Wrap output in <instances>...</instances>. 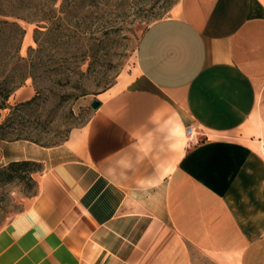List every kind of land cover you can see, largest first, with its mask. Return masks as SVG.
<instances>
[{
  "label": "crops",
  "instance_id": "0c3cea01",
  "mask_svg": "<svg viewBox=\"0 0 264 264\" xmlns=\"http://www.w3.org/2000/svg\"><path fill=\"white\" fill-rule=\"evenodd\" d=\"M100 101L62 144L1 151L44 171L0 264H264V0H181Z\"/></svg>",
  "mask_w": 264,
  "mask_h": 264
},
{
  "label": "rangeland",
  "instance_id": "374dc122",
  "mask_svg": "<svg viewBox=\"0 0 264 264\" xmlns=\"http://www.w3.org/2000/svg\"><path fill=\"white\" fill-rule=\"evenodd\" d=\"M180 1L59 0L52 7L47 0H32L38 8L21 10L27 19L8 18L26 34L21 39L14 28L0 51V60L8 62L0 81L13 88L7 108L0 109L5 135L0 156L5 146L56 147L86 125L93 102H101L102 93L135 73L146 30L172 16ZM51 10L55 21H42ZM38 164L37 171L23 173L24 179L0 183V231L36 195L44 171Z\"/></svg>",
  "mask_w": 264,
  "mask_h": 264
},
{
  "label": "trees",
  "instance_id": "16d2710c",
  "mask_svg": "<svg viewBox=\"0 0 264 264\" xmlns=\"http://www.w3.org/2000/svg\"><path fill=\"white\" fill-rule=\"evenodd\" d=\"M32 0H0V51L4 48L6 43L10 40L12 30L17 28L21 39L26 34V31L22 29L16 22H10L8 18H20L27 19L21 14V10L25 8H38L31 3ZM49 6H54L59 0H47ZM70 1V0H64ZM56 13L54 10L44 13L41 16L42 21L54 22ZM6 61L0 60V77L4 75V67H6ZM6 81H0V109L4 110L7 108L6 102L9 100L13 88L7 86ZM3 125H0V138L5 137L1 132ZM3 139V138H2ZM39 167L38 162L35 161H12L8 166L0 169V183H10L16 179H24L23 173L37 171Z\"/></svg>",
  "mask_w": 264,
  "mask_h": 264
},
{
  "label": "built area",
  "instance_id": "2783aa9c",
  "mask_svg": "<svg viewBox=\"0 0 264 264\" xmlns=\"http://www.w3.org/2000/svg\"><path fill=\"white\" fill-rule=\"evenodd\" d=\"M197 135L196 129L192 126L188 127L185 132V137L187 139L188 143H192L194 140V137ZM262 152L264 154V144L262 145Z\"/></svg>",
  "mask_w": 264,
  "mask_h": 264
},
{
  "label": "water",
  "instance_id": "95a60500",
  "mask_svg": "<svg viewBox=\"0 0 264 264\" xmlns=\"http://www.w3.org/2000/svg\"><path fill=\"white\" fill-rule=\"evenodd\" d=\"M99 107H100V102L98 100H96L95 102H93L92 108L94 110H97Z\"/></svg>",
  "mask_w": 264,
  "mask_h": 264
}]
</instances>
